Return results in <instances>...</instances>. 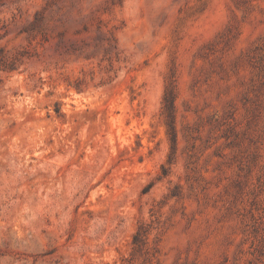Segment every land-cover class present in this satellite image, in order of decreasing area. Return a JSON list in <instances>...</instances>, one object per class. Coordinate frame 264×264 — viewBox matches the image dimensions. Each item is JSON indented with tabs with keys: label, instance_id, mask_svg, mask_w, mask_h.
<instances>
[{
	"label": "rangeland",
	"instance_id": "rangeland-1",
	"mask_svg": "<svg viewBox=\"0 0 264 264\" xmlns=\"http://www.w3.org/2000/svg\"><path fill=\"white\" fill-rule=\"evenodd\" d=\"M0 264H264V0H0Z\"/></svg>",
	"mask_w": 264,
	"mask_h": 264
},
{
	"label": "trees",
	"instance_id": "trees-1",
	"mask_svg": "<svg viewBox=\"0 0 264 264\" xmlns=\"http://www.w3.org/2000/svg\"><path fill=\"white\" fill-rule=\"evenodd\" d=\"M138 234H139V230H137V231L135 232V234L133 235V242L136 241Z\"/></svg>",
	"mask_w": 264,
	"mask_h": 264
}]
</instances>
